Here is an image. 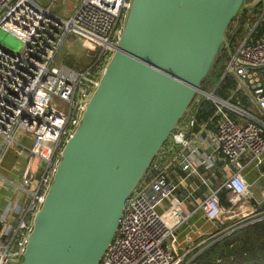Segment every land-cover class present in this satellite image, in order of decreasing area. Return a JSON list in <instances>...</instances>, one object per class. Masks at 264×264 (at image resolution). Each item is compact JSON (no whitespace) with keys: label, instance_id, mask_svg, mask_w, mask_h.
<instances>
[{"label":"built area","instance_id":"2783aa9c","mask_svg":"<svg viewBox=\"0 0 264 264\" xmlns=\"http://www.w3.org/2000/svg\"><path fill=\"white\" fill-rule=\"evenodd\" d=\"M130 1L79 0L73 15L61 19L35 0H0V28L24 42L19 52L0 45V162L8 148L28 155L20 186L25 203L17 207L15 219L14 205L8 204L0 214V264H13L26 249L62 147L76 130L105 72ZM263 21L262 12L254 25L247 22V36L225 65V74L232 75L237 89L250 99L249 108L212 99L219 119L205 129L206 137L196 134L195 115L188 111L180 123L187 132L179 128L171 136L181 151L165 166L155 162L149 176L131 194L101 264H181L197 248L248 222L264 219V197L257 203L246 201L251 187L248 175L257 172V179L264 181V122L260 118L264 116V83L259 86L261 79L257 80L264 72V32L253 36ZM71 31L98 44L90 50L94 55L84 70L56 63L59 48ZM36 158L40 159L38 169L33 168ZM177 168L186 173L184 177L172 174ZM192 175L199 177L201 185L187 183ZM202 190L203 196L198 198ZM16 192L22 190H9ZM188 199L193 208L187 205ZM197 211H202L206 221L229 222L197 245L181 249L178 231Z\"/></svg>","mask_w":264,"mask_h":264},{"label":"water","instance_id":"95a60500","mask_svg":"<svg viewBox=\"0 0 264 264\" xmlns=\"http://www.w3.org/2000/svg\"><path fill=\"white\" fill-rule=\"evenodd\" d=\"M261 2L130 1L114 52L62 147L26 249L13 264L102 263L127 200L198 95L238 107L202 85L223 48L233 54V21ZM260 79L259 86L264 72Z\"/></svg>","mask_w":264,"mask_h":264},{"label":"trees","instance_id":"16d2710c","mask_svg":"<svg viewBox=\"0 0 264 264\" xmlns=\"http://www.w3.org/2000/svg\"><path fill=\"white\" fill-rule=\"evenodd\" d=\"M262 6L263 2L255 9H252L254 10L253 12L258 15L262 12V9H260ZM248 12L249 10L245 11L240 21L234 20L229 28L230 49H232V52L236 50L235 46L238 45V38H240L239 42H241L242 37L249 30L245 27L246 21H250L247 18ZM256 19H258L257 16L251 19L253 24ZM263 32L264 21L256 27L253 36L257 38ZM223 49V54L218 57L213 72L202 85L203 90L208 92L215 91L216 95L221 99L229 100L242 108H249L251 101L248 96L244 91L237 89L236 79L232 75L225 74V65L230 55L227 49ZM191 107V111L194 112L196 118L195 129L201 123L209 120L215 123L219 119L217 114L218 106L207 95L199 94ZM227 110L232 116H236L235 112L229 108ZM169 140L170 138L164 144L161 153L167 148ZM161 153L158 155L157 161H159L158 158ZM159 162L162 163L163 161L160 159ZM223 200H226L225 194L223 195ZM225 203L227 204V201ZM228 222L221 225L227 226ZM181 264H264V219L248 222L245 226L239 227L227 235L220 236L216 241L197 248Z\"/></svg>","mask_w":264,"mask_h":264},{"label":"crops","instance_id":"0c3cea01","mask_svg":"<svg viewBox=\"0 0 264 264\" xmlns=\"http://www.w3.org/2000/svg\"><path fill=\"white\" fill-rule=\"evenodd\" d=\"M41 7L46 8L51 12L53 15H56L57 17L61 19H68L70 16L73 15L75 9L77 8V5L79 4V0H35ZM264 5L262 6V12L264 11ZM252 14H249V20L250 22L252 18L257 16L259 19L262 12L259 13V15H256L251 10ZM256 19L254 23L258 20ZM248 21L245 23V27ZM241 43V42H240ZM239 45V44H238ZM237 45V46H238ZM60 49V48H59ZM90 60L88 61V66L90 64ZM87 66V67H88ZM69 67V66H68ZM72 67V66H71ZM70 67V68H71ZM194 112H191V115H193ZM262 123L264 122V116L260 117ZM213 121L209 120L205 123H201L197 129L194 128L196 131V134H201L206 137V131L205 129H211L214 125H212ZM191 133V129L188 130V134ZM1 144V141H0ZM179 145H175L174 143L171 144V146L168 147L166 150V153L162 156L161 153V160L162 165H166L169 161H171V155L176 156L181 151L180 148H177ZM28 162V155L25 153H21L17 149H11L8 148L6 153L3 156L2 161L0 162V214L3 212L4 209L8 208L9 206L14 205V213H13V219L16 218L17 215V207L25 203V192L23 193L21 182V173L23 170H25L26 165ZM219 166H224L223 159H220L218 161ZM228 171L226 169L223 170V173ZM175 176L184 177L185 172H183L180 168H177L175 171L172 172ZM258 173L252 172L248 175L249 182H251L250 187V194L246 198V201H249L251 203H257L258 201L263 199L264 195V181L257 179ZM187 183L190 185H201L199 181V177L197 175H192L191 177H188ZM20 189L22 192L16 194L9 193V190L13 189ZM202 188L205 190V186L202 185ZM198 198L203 196V190L199 191L196 195ZM197 198V200H198ZM191 199L187 200V205L190 208H193L192 202H190ZM226 201V200H224ZM220 228H223L221 224H216L212 221H206L202 211H197L192 218L190 219L189 224L182 227L177 234V238L179 241V245L181 249H188L190 246H195L199 243V241L204 240L208 237L209 234L214 233L218 231Z\"/></svg>","mask_w":264,"mask_h":264},{"label":"rangeland","instance_id":"374dc122","mask_svg":"<svg viewBox=\"0 0 264 264\" xmlns=\"http://www.w3.org/2000/svg\"><path fill=\"white\" fill-rule=\"evenodd\" d=\"M263 2V0H261ZM262 9V8H260ZM259 9V10H260ZM252 11L249 10L247 14V18H249V14L251 15ZM259 15V14H258ZM254 25V24H253ZM249 30L244 34L242 37V40L247 36ZM241 40V42H242ZM240 38H238V44L240 43ZM237 44V42H236ZM0 45L4 46L5 48L11 50L12 52H19L23 47H24V42L17 36L14 35L13 33H10L2 28H0ZM98 46L97 42L92 39L91 37H87L83 35L82 33H78L76 31H71L69 37L65 40V42L61 45L58 55L56 58V63L57 64H64L69 67H73L77 70H84L88 68V61L89 59L93 56L94 54L90 52V50L96 49ZM237 46H235L236 48ZM190 109V113H191ZM173 138L170 137V140L168 142L167 148L162 152V156L164 153H166V150L168 149L169 146L173 143ZM177 148H180L178 146ZM161 155L159 156V161L162 157ZM175 157V156H174ZM173 155H171V159L173 158ZM159 161H155L156 163H159ZM40 159L36 158L34 163H33V168L38 169L37 167L39 166ZM40 171H42L40 169ZM40 175V174H39Z\"/></svg>","mask_w":264,"mask_h":264}]
</instances>
